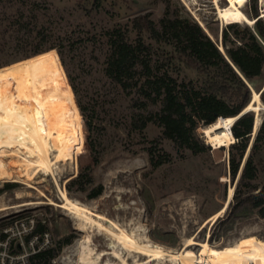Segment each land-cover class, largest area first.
<instances>
[{"label": "rangeland", "instance_id": "374dc122", "mask_svg": "<svg viewBox=\"0 0 264 264\" xmlns=\"http://www.w3.org/2000/svg\"><path fill=\"white\" fill-rule=\"evenodd\" d=\"M167 1L172 15L177 12L180 17L197 22L220 47L223 29L232 22L222 23L213 0H0V67L26 61L32 72L37 69L43 82L50 78L57 102L54 119L64 123L63 126L76 136L78 173L83 170L94 179V185L86 192L76 186L69 190L67 183L70 180L67 183L66 180L78 174L73 177V160L67 159L66 155L56 157L59 158L55 159V175L33 171L29 183L18 178V181L6 179L0 182V189L14 185L0 195V226L34 217L38 225H44L50 231L54 247L65 238L73 237L71 244L62 246L52 264H78V252L87 235L93 239L91 245L97 252L114 250V241L109 235L90 225L80 230L79 221L57 205L61 203V188L67 190L72 200L89 205L95 213L116 221L126 230L129 228L130 233L142 231L138 234L147 235L167 249L179 250L192 236L215 248L252 236L264 242V218L257 211L237 219L229 231H225L227 225L222 223L227 211L216 221L206 224L210 216L224 206L231 187L235 192L236 181L232 182L229 175L231 145L221 149L209 145L202 134V129L208 126L204 124L199 125L196 134L209 149L198 155L179 149L173 141L163 137V129L153 122L141 130L143 116L148 112L134 106L135 93L127 95L106 75L109 44L101 34L119 28L133 41L137 36L134 19L150 15L159 24L168 11ZM263 1L256 0L254 4V0H247L242 10L250 19H255V6L261 18ZM219 2L222 8L227 6L225 0ZM21 13L31 21L29 28L14 25ZM238 24L242 29L254 30L255 23ZM31 30L34 33L44 31L46 41L54 39L52 43L60 44L64 62L57 49L43 52L47 55L46 60L41 57L42 53L24 59L32 45L42 41L32 40L28 36ZM176 70L174 76L180 80L198 82L202 79L197 70L185 64H176ZM34 77L36 82V75ZM70 78L76 85L77 94ZM263 87L264 68L254 89ZM79 102L90 120L89 127ZM158 109L152 106L148 111ZM252 113L256 118V113ZM261 115L264 119V111ZM253 135L254 129L250 145L256 137ZM66 141L65 152L71 157L74 155L71 134L67 135ZM147 148H154L157 155H162L161 166H152ZM262 154L260 186L264 183V152ZM14 157H5L9 169L24 170L23 158ZM94 158L99 160L97 165ZM81 159L84 163L80 164ZM98 185L104 186L103 194L90 199V191ZM199 250L200 247L195 248L196 252ZM121 254L127 256L123 250ZM102 261V264L107 261L122 264L113 255L105 256ZM129 264H133L131 259Z\"/></svg>", "mask_w": 264, "mask_h": 264}, {"label": "trees", "instance_id": "16d2710c", "mask_svg": "<svg viewBox=\"0 0 264 264\" xmlns=\"http://www.w3.org/2000/svg\"><path fill=\"white\" fill-rule=\"evenodd\" d=\"M167 2L168 11L159 24L150 15L134 19L137 36L133 41L119 28L101 34L108 39L109 44L105 72L127 95L136 94L134 106L148 112L147 116H143L141 130L153 122L163 129L164 138L173 141L179 149L198 155L209 149L196 134L199 125H210L219 117H237L252 99V89L261 79L264 68V21L254 6V30L249 27L242 29L237 23L227 25L222 33L223 52L219 43L213 41L197 22L182 18L177 12L172 15L170 3ZM25 19L24 13H21L14 25L28 27L31 21H24ZM28 36L32 40L42 41L32 45L24 54V59L42 53L41 57L46 60L47 55L43 52L57 49L64 62L61 45L52 43L54 39L46 41L44 31L34 33L31 30ZM176 64H185L186 67L197 70L202 76L201 81H186L175 77ZM33 73L36 75L37 94L52 101L56 108L50 78L43 82L37 69H33ZM70 80L77 94L76 85L72 78ZM257 91L261 93L264 102V89ZM78 105L89 127L90 120L85 109L80 102ZM152 106L159 109L148 111ZM54 111L57 113V110ZM254 122V113L246 112L232 126V133L237 139L230 150L232 182L236 181L243 160H246L233 199L224 219H221L227 225L225 231H229L237 219L250 216L255 211L264 218V183L261 186L258 183L262 164L260 159L264 152V119L250 145ZM54 124L64 127V123L56 118ZM89 130L91 131L90 128ZM248 149L250 151L246 157ZM147 151L154 168L163 164L162 155H157L154 148H147ZM93 161L96 165L99 163L97 158ZM79 163L84 162L81 159ZM93 185V177L83 170L67 183L69 190L76 186L82 192L88 191ZM13 186L8 184L0 189V195ZM103 191L104 186L98 185L88 196L96 199ZM38 230L44 231L47 228L39 224ZM72 240L73 237L70 236L60 241L59 246L38 253L32 258V264H52L62 246L71 244Z\"/></svg>", "mask_w": 264, "mask_h": 264}, {"label": "bare ground", "instance_id": "6f19581e", "mask_svg": "<svg viewBox=\"0 0 264 264\" xmlns=\"http://www.w3.org/2000/svg\"><path fill=\"white\" fill-rule=\"evenodd\" d=\"M213 1L222 23L226 20L237 24L239 22L250 25L255 23V19H250L242 10L247 0H225L227 2L225 8L220 6L219 0ZM262 16L264 17V12ZM220 49L224 51L221 45ZM54 108L55 104L52 101L37 94L35 77L28 62L0 67V182L18 178L23 183H29L33 171L55 175L56 157H66V155H68L67 159L73 160V177L78 174L76 136L67 127L55 126ZM244 111V113H256L254 123V134H256L263 120L261 111H264L259 91L253 89L252 99ZM237 117H219L214 123L204 127L202 134L207 139V143L216 148L228 147L235 143L237 139L232 133V126ZM68 134H71L73 138L74 155L72 154L71 157L65 152ZM249 151L250 149L248 153ZM10 155L22 157L25 169L11 171L10 165L8 167L5 160V157L8 158ZM71 179L68 178L66 183ZM60 194L61 203L57 205L79 221L80 230L90 225L95 230L109 235L114 241L113 251L97 252L91 245L93 239L87 235L78 252V264H102V260L107 255L120 259L122 264H129V259L133 264H264V242L255 236L242 238L232 245L221 248L212 247L209 242H200L196 236H192L179 250L167 249L153 242L147 235L138 234L142 231L130 233L129 228L126 230L116 221L95 213L89 205L72 200L66 189L61 188ZM233 195L234 189L231 187L224 206L210 216L206 224L216 221L225 214ZM196 247H200L197 252ZM122 250L127 253V256H122ZM105 264L110 263L107 261Z\"/></svg>", "mask_w": 264, "mask_h": 264}, {"label": "built area", "instance_id": "2783aa9c", "mask_svg": "<svg viewBox=\"0 0 264 264\" xmlns=\"http://www.w3.org/2000/svg\"><path fill=\"white\" fill-rule=\"evenodd\" d=\"M54 247L48 230L39 231L34 217L0 226V264H32V258Z\"/></svg>", "mask_w": 264, "mask_h": 264}, {"label": "water", "instance_id": "95a60500", "mask_svg": "<svg viewBox=\"0 0 264 264\" xmlns=\"http://www.w3.org/2000/svg\"><path fill=\"white\" fill-rule=\"evenodd\" d=\"M261 18H263V16H261ZM210 36V35H209ZM210 38L214 41V39L210 36ZM220 45L223 47V44H222V39H221V41H220ZM220 48V47H219ZM221 51H222V49H220ZM224 52V51H223ZM264 89V87L262 88V90ZM252 93H253V89H252ZM245 112V111H244ZM244 112H242L238 117H237V119H239L243 114H245ZM236 119V120H237ZM263 121V120H262ZM262 121H261V123H262ZM255 123V122H254ZM260 123V124H261ZM254 126H255V124H254ZM256 134H254L253 135V137L255 136ZM244 164H245V160H243V163H242V165H241V168H240V171H239V174H238V178H237V180H236V182H235V184H234V188L236 187L235 185L237 184V181H238V179H239V177H240V175H241V172H242V169H243V167H244ZM229 175H230V173H229ZM230 205V203H228V206Z\"/></svg>", "mask_w": 264, "mask_h": 264}]
</instances>
